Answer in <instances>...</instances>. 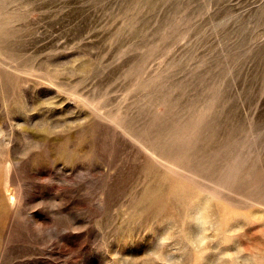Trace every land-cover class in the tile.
<instances>
[{
	"label": "rangeland",
	"instance_id": "rangeland-1",
	"mask_svg": "<svg viewBox=\"0 0 264 264\" xmlns=\"http://www.w3.org/2000/svg\"><path fill=\"white\" fill-rule=\"evenodd\" d=\"M20 1L11 43L32 68L0 86V264H264V204L238 194L245 173L264 180V0ZM202 111L219 126L202 149L244 169L218 198L234 227L130 235L149 179L177 172L106 117L154 131Z\"/></svg>",
	"mask_w": 264,
	"mask_h": 264
},
{
	"label": "bare ground",
	"instance_id": "bare-ground-1",
	"mask_svg": "<svg viewBox=\"0 0 264 264\" xmlns=\"http://www.w3.org/2000/svg\"><path fill=\"white\" fill-rule=\"evenodd\" d=\"M16 1L0 0V86L2 92L6 94L17 88V85L21 87L20 81L31 71L29 70L31 66L28 68L31 63H27L31 57L27 58V55L19 52L11 43V39L16 33L18 36L20 31L15 22L25 16L9 10L8 4L11 2L17 4ZM30 60L29 62H32ZM206 112L202 111L186 120L176 115L169 121L161 122L154 131L150 128H136L125 117H106L138 143L151 159L162 161L165 166L177 172L149 179L143 195L135 202L137 208L131 216L134 226L130 228L129 233L137 228V223L150 230L158 224H169L171 228L178 226L179 231L183 232L181 238L189 244L200 238V232L195 225L203 226L208 223L216 227L222 226L227 231L234 227V224H229L228 214H232L229 212L230 209L218 198L233 199V188L237 179L243 176L240 175V171L244 169L240 165L238 155L223 170L216 165L214 159L218 149H202L204 141L214 140L219 128ZM188 138L191 140H187ZM65 150L66 148L62 146L60 152ZM1 160L3 161L0 157ZM197 178L200 183L196 186L193 181ZM241 178L243 180L240 184L238 182L240 189L238 194L242 198V203L246 206L255 201L264 204V194L262 195L261 191L256 192L264 180L251 172L249 176L245 173ZM11 198L13 199V196ZM0 207L1 216L4 206ZM244 215L247 216L246 213ZM2 218L6 222V218L3 216ZM204 227L203 229H206ZM125 231V227L119 230L121 234Z\"/></svg>",
	"mask_w": 264,
	"mask_h": 264
}]
</instances>
